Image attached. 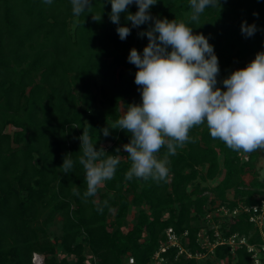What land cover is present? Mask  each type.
<instances>
[{
	"label": "trees",
	"instance_id": "16d2710c",
	"mask_svg": "<svg viewBox=\"0 0 264 264\" xmlns=\"http://www.w3.org/2000/svg\"><path fill=\"white\" fill-rule=\"evenodd\" d=\"M220 3V11L206 9L200 23L189 26L213 46L220 69L216 86L225 90L222 81L239 70L238 63L264 51V0ZM101 5V21L95 22L92 15L101 12ZM91 6L90 12L77 17L70 0H53L51 5L43 0H0V264H34L33 253L43 256V264H85L87 254L90 264H152L168 227L178 235L188 232L186 247L194 254L201 251L196 233L203 215L216 200L232 208L239 202L257 203V196L264 194V180L255 169L264 151L246 153L243 159L240 152L212 139L206 126L193 127L189 135L195 143H186L169 157L165 181L124 179L130 161L122 145L129 143L130 134L109 129L105 137L100 130L110 127L128 105L141 102L134 83L138 69L127 57L133 48L142 54L148 39L138 34L152 21L132 28L121 13L120 26L131 29L121 41L117 25L109 20L111 4L91 0ZM127 11L134 14L137 6ZM190 12L189 0H157L149 9L155 19L186 23ZM242 21L256 25L252 37L241 33ZM8 126L15 129L9 132ZM83 129H88L95 149L103 148L108 155L121 149L114 178L103 182L87 201L82 198V166L75 163L68 174L60 168L66 154L74 161L82 154L78 138ZM165 153L162 148L158 157ZM221 171L215 186H201ZM246 173L253 176L247 185ZM73 186L79 196L73 194ZM231 189L236 191L234 199L226 196ZM210 193L215 197L209 199ZM130 207L137 212L128 226ZM56 220L58 232L50 228ZM221 230L261 242L244 213L222 224ZM177 251L170 247L161 253L165 264L202 261ZM213 255L201 264L226 257L227 264H250L245 247L233 257L228 246H216Z\"/></svg>",
	"mask_w": 264,
	"mask_h": 264
},
{
	"label": "clouds",
	"instance_id": "9594fccd",
	"mask_svg": "<svg viewBox=\"0 0 264 264\" xmlns=\"http://www.w3.org/2000/svg\"><path fill=\"white\" fill-rule=\"evenodd\" d=\"M43 2L51 5L53 0ZM107 2L111 4L109 20L117 25L121 41L131 34L129 27L120 26L121 13H126L125 20L131 22L132 28L152 21L147 31L138 34L148 39L142 54L133 48L127 57L138 69L134 83L139 86L141 102L128 105L110 127L100 130L105 137L109 136V129L130 134L129 143L122 145L130 161L125 180L165 181L170 171L169 157L186 143H195L189 132L197 126H206L212 139L223 142L232 151H264V51L257 53L245 68L223 79L225 90H221L216 86L220 69L214 48L208 38L194 35L189 26L199 24L206 9L220 11V0H189L188 23L153 18L149 9L157 0ZM70 4L77 17L92 8L91 0H70ZM133 4L137 6L134 14L127 11ZM101 15L102 5L101 12L92 15V19L100 22ZM240 30L245 37H252L257 28L242 21ZM78 139L82 154L77 161L66 154L60 168L68 174L75 163L82 166L86 183L82 198L87 201L97 195L103 182L114 178L121 149H116V155H108L103 148L95 149L88 129H83ZM162 148H166V153L159 158ZM73 194L80 195L78 187L73 186Z\"/></svg>",
	"mask_w": 264,
	"mask_h": 264
},
{
	"label": "built area",
	"instance_id": "2783aa9c",
	"mask_svg": "<svg viewBox=\"0 0 264 264\" xmlns=\"http://www.w3.org/2000/svg\"><path fill=\"white\" fill-rule=\"evenodd\" d=\"M257 199V203L244 204L239 202L238 205L232 208L216 200L210 206L211 209L203 215V224L196 233V241L201 251L194 254L186 247L189 244L188 232L184 231L181 235H178L171 227H168L165 230L166 239L160 243L159 248L153 254L151 263L165 264L166 260L161 257V253L170 247H177V254L184 253L187 258L201 259L202 255L205 258L207 256L213 257L216 246L226 245L232 256L235 255L238 248L245 247L250 254V264H264V194L257 196ZM242 213L248 215V221L253 224L254 230L261 238V242H249V236L240 235L237 232L228 235L222 232V224L232 222ZM181 238H183L184 243L181 242ZM128 263H133V257H128Z\"/></svg>",
	"mask_w": 264,
	"mask_h": 264
},
{
	"label": "rangeland",
	"instance_id": "374dc122",
	"mask_svg": "<svg viewBox=\"0 0 264 264\" xmlns=\"http://www.w3.org/2000/svg\"><path fill=\"white\" fill-rule=\"evenodd\" d=\"M253 59H254V55L249 56V57L246 58L244 61H241L240 63H238V65H237L236 68H237V69H243V68H245V67H246V63L249 64ZM14 129H15V128H13V127H11V126H8V127L6 128V130L9 131V132H12ZM103 146H108V143H107V142L103 143ZM240 154H241V156H242L243 159L246 158V153H243V152L241 151ZM255 166H256L255 169H256L257 172H258V178H259L260 180H264V155H260V156L258 157V160H257ZM202 170L204 171L205 169L203 168ZM222 174H223V171H221V173H220L219 175H217V176H216L215 178H213V179H207V180H204V181L201 183V186H205V187H212V186H215L216 183H218V182L221 180V178H222V176H223ZM252 177H253V176H252V174H250V173H246V174L243 175V180H244V182H245L246 185L252 180ZM198 180H199V179H198ZM235 194H236V191H235L234 189H231V190H228V191H227L226 196H227L228 199H234ZM214 197H215V194L210 193V195H209V199L214 198ZM136 212H137V209H136L135 207H130V209H129V211H128V214H127V216H126V221H127V223H128V226H131V225L134 223V221H135V216H136ZM50 228H51V230H53L54 232H58V231H59V223H58V221L56 220V221L54 222V224H52V225L50 226ZM126 229H127V228H124V230H126ZM182 254H184V253H182ZM60 256H61V255H59V257H60ZM202 256H203V257H202ZM202 256H201V257H202L201 259H198V260H202V261H199L200 264L203 262L204 259L209 258V256H207L206 258L204 257V255H202ZM234 256H235V255H233V257H234ZM36 257L40 258L41 264H43V256H42L41 254H38V253H33V254H32V258H31L32 262H33L34 264H36L35 261H34V259H35ZM70 258H72V257L70 256ZM227 261H228V259L226 258L225 260H224V259H223V260H220V262H217L216 264H227ZM85 264H90V261H89V255H88V254L86 255Z\"/></svg>",
	"mask_w": 264,
	"mask_h": 264
},
{
	"label": "bare ground",
	"instance_id": "6f19581e",
	"mask_svg": "<svg viewBox=\"0 0 264 264\" xmlns=\"http://www.w3.org/2000/svg\"><path fill=\"white\" fill-rule=\"evenodd\" d=\"M34 261H35L36 264H41L40 258H38V257H36V258L34 259Z\"/></svg>",
	"mask_w": 264,
	"mask_h": 264
}]
</instances>
